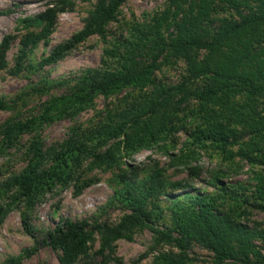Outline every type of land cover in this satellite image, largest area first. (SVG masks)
Wrapping results in <instances>:
<instances>
[{"label": "trees", "instance_id": "16d2710c", "mask_svg": "<svg viewBox=\"0 0 264 264\" xmlns=\"http://www.w3.org/2000/svg\"><path fill=\"white\" fill-rule=\"evenodd\" d=\"M126 2L96 0L84 28L54 48L39 64L40 68L58 63L93 36L105 37L108 25L116 20ZM220 2L239 19H226L214 28L212 16ZM57 16L58 10L50 7L23 20L26 26L39 27L40 31L29 32L22 39L15 75L23 71L39 43L51 37ZM134 31L133 40L125 39L105 51L102 67L81 72L73 92L57 99L55 105L77 114L98 95L109 96L124 88L144 92L131 104V110L116 115L114 124H104L99 136L94 134L99 147L123 138L125 150L135 151L177 130L180 108L195 100L200 120L194 134L197 143L212 142L223 151L237 147L241 158L264 168V0H169L167 10L155 16L151 24L139 25ZM14 40L15 36L8 35L0 43V72L7 68V53ZM171 60L183 61L187 76L180 84L169 87L158 83L156 73ZM25 127L17 123L6 130L13 138L22 134ZM87 141L72 140L64 151L53 154L43 153L36 145L34 158L6 183L8 191L18 193L13 203L23 200L33 206L53 187L69 186L75 180V169L92 152L88 153ZM91 156L101 164L114 160L109 151ZM198 171L193 168L191 174ZM164 173L158 170L138 183L137 178L129 180L127 174L120 176L125 186L116 198L127 213L114 226L66 218L40 235L25 215L23 228L34 240V246L1 264H22L44 248L61 253L59 264H76L80 258H86L85 264H107L104 258L108 251L115 250L116 241H132L134 230L151 227L162 218L156 214L159 206L152 200L168 188ZM256 180L251 197L245 194L247 188L239 185L221 188L222 196L204 195L188 204L175 203L171 224L153 233L155 246H172L177 253L162 252L155 264H194L189 256L194 246L212 252L215 264H264V230L245 223L247 212L240 209L254 199L256 207L264 211V173ZM170 187L188 190L192 186L182 181ZM229 201L231 206L227 205ZM12 207L13 204L0 208V226ZM97 236L99 249L90 255Z\"/></svg>", "mask_w": 264, "mask_h": 264}, {"label": "rangeland", "instance_id": "374dc122", "mask_svg": "<svg viewBox=\"0 0 264 264\" xmlns=\"http://www.w3.org/2000/svg\"><path fill=\"white\" fill-rule=\"evenodd\" d=\"M95 6L96 0H0V43L8 35L15 36L7 53V68L0 72V100L3 103L0 108V208L13 204L0 226V264L34 246V240L23 228L25 215L29 216L40 235L66 218L85 220L91 225L107 223L114 226L127 213L116 198L125 186L120 176L127 174L129 180L137 178L138 183L156 171L164 170L163 178L168 188L163 195L152 200L159 206L156 214L162 218L150 224L151 227L134 230L132 241H116L115 250L108 251L104 258L107 264H155L160 253H177L172 246H155L153 233V230H163L171 224V208L175 203L188 204L204 195L222 196L221 188L239 185L247 188L245 194L251 197L256 177L264 173L263 167L241 158L237 147L223 151L212 142L200 144L194 140L195 129L200 124L195 100L180 108L177 130L135 151L125 150L123 138L99 147L94 134L96 132L99 136L98 131L104 124H114V120H118L116 115L131 110V104L144 92L124 88L109 96L98 95L77 114L56 106L57 99L73 92L81 72L102 67L105 51L125 39L133 40L135 27L151 24L155 16L167 10L169 0H127L116 20L108 25L105 37L93 36L58 63L40 68L39 64L54 48L84 28ZM50 7L58 10L53 34L47 41L39 43L25 62L23 71L15 75L13 71L22 39L29 32L40 31L39 27L26 26L23 20L33 18ZM212 17L214 28L226 19H239L230 7L221 2L217 3ZM111 64L115 66L114 62ZM186 76L185 63L176 60L163 63L156 73L158 83L169 87L180 84ZM17 123L26 126L24 132L10 138L6 129ZM89 137L93 138L91 142L87 141ZM83 139L87 141L88 153L105 154L109 151L114 160L101 164L90 153L84 157L83 165L75 169V180L69 186L53 187L33 206L23 200L13 203L18 193L16 190L8 191L6 183L21 173L34 158L36 145L43 153L53 154L64 151L68 142ZM193 168L199 169L197 174H191ZM182 181L192 187L188 190L170 187ZM227 205L232 203L229 201ZM240 209L247 212L243 218L245 223L264 230V211L256 207L254 199L242 204ZM96 239L90 255L99 249V236ZM60 255L51 248H44L22 264H59ZM189 256L194 264H215L214 254L199 246H194ZM85 260L80 258L76 264H85Z\"/></svg>", "mask_w": 264, "mask_h": 264}]
</instances>
